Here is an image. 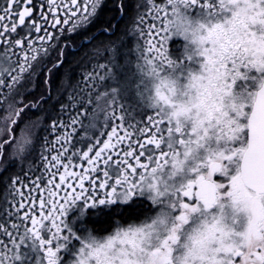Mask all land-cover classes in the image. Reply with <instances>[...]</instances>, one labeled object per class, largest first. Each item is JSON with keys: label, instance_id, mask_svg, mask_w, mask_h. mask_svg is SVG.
<instances>
[{"label": "snow or ice", "instance_id": "6c2138e0", "mask_svg": "<svg viewBox=\"0 0 264 264\" xmlns=\"http://www.w3.org/2000/svg\"><path fill=\"white\" fill-rule=\"evenodd\" d=\"M113 2L76 79L61 40L104 0H3L0 264H264V0ZM128 36L135 123L119 88L100 90L102 53ZM77 128L93 132L87 150ZM138 204L144 218L107 235L66 223L70 208L76 223Z\"/></svg>", "mask_w": 264, "mask_h": 264}, {"label": "flooded vegetation", "instance_id": "af4514ba", "mask_svg": "<svg viewBox=\"0 0 264 264\" xmlns=\"http://www.w3.org/2000/svg\"><path fill=\"white\" fill-rule=\"evenodd\" d=\"M38 2V0H37ZM127 3L132 4L134 6V0H127ZM3 6V0H0V7ZM114 11V2L113 0H104V4L102 5V14L107 16H112ZM195 15V12H193ZM115 23H120L119 20L114 21ZM103 22L98 20L96 23L89 25L86 30H78L77 33L67 35L62 38L61 45L65 44L67 47L65 48L64 53V65L65 67L71 65L72 74L74 78L79 79L80 76L86 69H91L92 64L88 62L87 56L91 54L92 45L98 43L105 36L109 35L108 33L99 30L100 25ZM93 33L95 34L93 36ZM91 39V43L88 42V39ZM183 45V41L177 38H174L169 43V49L173 53L176 50H179V47ZM183 47V46H182ZM58 55V51L53 53V56ZM174 57H178L179 55L171 54ZM137 57V53L135 51V40L132 36L125 37L122 42H118L114 48V52L112 55L108 53H102L101 58L99 59L100 63L108 64V67L111 71V76L106 78L101 83V91L105 89H109L112 87H117L120 89V97L122 99V103H124L127 112L131 115L127 116L129 122L135 123L137 120L143 119L142 113L140 111L139 105L137 104L135 108L133 105L137 103L136 98V86L135 82L130 85L121 84L120 80L124 77L125 71L128 72L127 66L128 62L135 61ZM130 70L132 67H130ZM103 74V73H102ZM93 132L90 130H85L83 128H77L75 139L79 141L78 147L87 150V139L88 136L92 135ZM21 175H23L21 173ZM34 178V177H33ZM214 179H222L219 177H214ZM5 183L2 178H0V222L5 221V217L3 215L4 212V195H5ZM143 203L150 204L149 201H144ZM128 212H132V217H129ZM79 215L78 211L75 208H70L66 215V223L77 233L84 232L85 230L95 227L99 234L107 235L109 231L114 230V225L117 220H119L123 224L127 223H139L143 217V204H138L135 207L126 210V214L123 216H112L107 209H104L103 212H98L96 209L89 210V214L84 217L82 220L76 221L75 218ZM110 218V222L107 225H103V221L105 218ZM7 223H11V220H8ZM73 244L78 247V242L73 241Z\"/></svg>", "mask_w": 264, "mask_h": 264}, {"label": "rangeland", "instance_id": "374dc122", "mask_svg": "<svg viewBox=\"0 0 264 264\" xmlns=\"http://www.w3.org/2000/svg\"><path fill=\"white\" fill-rule=\"evenodd\" d=\"M183 46V45H182ZM182 46L179 47V50H176L174 51L173 53L170 51L171 54H174V55H180V52L182 51ZM138 62V56L135 58V61H132V62H128V65L130 67H132V69L130 70L129 66H127V71H125V74L124 77L120 80L121 84H123V87L125 85H130L131 87V83L132 82H135L136 84H138V82L141 80V76L140 74L138 73L137 71V68H136V64Z\"/></svg>", "mask_w": 264, "mask_h": 264}, {"label": "trees", "instance_id": "16d2710c", "mask_svg": "<svg viewBox=\"0 0 264 264\" xmlns=\"http://www.w3.org/2000/svg\"><path fill=\"white\" fill-rule=\"evenodd\" d=\"M105 19H111V16H107V15H103L101 16L100 20L101 22H103ZM75 68L72 67V70H74ZM129 217H132L133 213L132 212H128L127 214ZM110 222V218H105V220L103 221V225H107Z\"/></svg>", "mask_w": 264, "mask_h": 264}]
</instances>
